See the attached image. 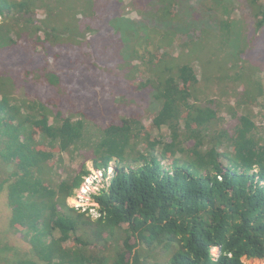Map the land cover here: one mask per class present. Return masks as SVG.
I'll return each instance as SVG.
<instances>
[{"label":"trees","instance_id":"1","mask_svg":"<svg viewBox=\"0 0 264 264\" xmlns=\"http://www.w3.org/2000/svg\"><path fill=\"white\" fill-rule=\"evenodd\" d=\"M247 1L251 23L234 0H0V196L28 250L4 246V264L264 260V130L252 111L264 95V0ZM106 24L122 43L121 69L151 101L148 125L134 114L100 128L29 98L40 89L20 94L16 57L37 45L92 50ZM40 77L60 84L48 66ZM229 93L240 109L228 107L233 124L219 114ZM79 148L91 157L63 170ZM112 162L92 197L99 216L70 207L89 167L107 177Z\"/></svg>","mask_w":264,"mask_h":264},{"label":"rangeland","instance_id":"2","mask_svg":"<svg viewBox=\"0 0 264 264\" xmlns=\"http://www.w3.org/2000/svg\"><path fill=\"white\" fill-rule=\"evenodd\" d=\"M102 1L103 0H100V2ZM129 2L130 0H124L125 4ZM109 8L111 10L112 6L110 5ZM234 8V14L236 13L241 17L243 22L251 23L254 21L247 0H234ZM42 12L43 11H40L37 17H42ZM79 17L81 18L82 15ZM84 19L83 21L87 27L95 23L98 24L97 21L89 18L84 17ZM109 28L110 26L108 24H106L105 27L103 25L102 31L104 34L98 39H93L91 42L93 45L92 50L84 43L83 45L53 46L51 49L47 46L48 50H43L41 45H37L36 54L32 53L31 56L25 54V58L16 57L12 69L16 74L19 73V83L23 84L25 89L24 92L23 89L20 88V94L24 93L25 96L28 97L26 91L30 93L31 89H40L41 98L32 97V95H29V98L41 101L54 112V115H56L59 109L64 112V114H73L76 119L83 118L91 125L100 128L112 122H119L121 118L134 114L140 115L138 117L140 118L139 120H142L144 125H148L151 101L148 97L143 100L142 97L145 96L141 95L142 93H138L139 88L133 81H129L127 70L121 69L120 64L122 60L120 51L122 49V43L119 41L120 37L118 35L113 40L110 39L112 30L109 32ZM57 51L60 54L62 53V56L58 59L55 57ZM44 66L56 70L61 76L58 87L47 85L44 81H41L40 71ZM200 69H197L199 76ZM136 75H140V72ZM256 79V81L264 83V71L259 72L256 75ZM141 80H144L143 76ZM48 97H50L49 100L43 102V100H46ZM260 99L261 100L258 102L259 104L253 107L252 111L254 110V121L257 122L258 127L264 130V95ZM222 102L226 103L225 107L227 111L224 108L219 114L224 119V122L233 124L234 121L231 118L228 107L230 110L233 109V111L239 109V107L235 105L236 97H232V94L229 93V96L222 99ZM245 109L246 108H242L241 110ZM154 133H156V136L159 135L161 137H166L168 135L166 129ZM87 157H91V152L86 149L79 148V150H70L69 153L64 154L65 165L63 166V170L66 171L70 168L77 169ZM88 164H90V162H88ZM115 167L116 163L112 162L107 177L105 178L97 175L98 182L95 183V186L99 188V190L108 185L109 179L114 174ZM91 169L90 166V171ZM92 176L93 178L95 177L93 171ZM94 191L95 188H92L82 194L83 199L81 201L84 203L72 200L69 202L71 205L76 203L86 205L84 206L85 208L93 207L99 214L98 208L94 206L95 204L92 198L93 194L98 193V190L97 192ZM9 222L10 211L6 205V199L4 196H0V264H4L2 257L5 254V257H8L7 253L3 251L4 246H9L11 249L23 253L28 251L23 248L21 238L11 231ZM212 254L213 256H217V249H214ZM148 259L151 262H161L166 261V256L160 255L156 258L149 257ZM244 261L247 264H264V260Z\"/></svg>","mask_w":264,"mask_h":264},{"label":"bare ground","instance_id":"3","mask_svg":"<svg viewBox=\"0 0 264 264\" xmlns=\"http://www.w3.org/2000/svg\"><path fill=\"white\" fill-rule=\"evenodd\" d=\"M91 171H90V174L85 178V180H84V182H83V184H82V186L76 191V193H75V195L74 196H72L69 200H68V205L70 206V207H72V208H76V209H80V210H82V211H86V210H88L89 211V213L91 214V215H93V217H98L99 216V214L96 212V210H95V208H93V207H90V208H88V207H84V206H86V205H83V204H79V203H84V202H82L81 200L83 199V196H82V194L83 193H86L89 189L87 188V189H85V191H83L82 190V188L83 187H85L86 185H87V183H88V180L90 179L91 180V183H89L87 186H95V183L96 182H98V180H97V175H100V176H103L104 178H105V176H104V172L103 171H101V170H96V169H94L92 166H91ZM109 169H110V165H109V168H108V170H107V173H108V171H109ZM89 170H90V167H89ZM92 171H93V173H95V177L93 178V176H92ZM97 190L99 191V188H97V189H95V191L94 192H97ZM79 191H80V193H79ZM93 192V193H94ZM95 194H97V193H95ZM94 195V194H93ZM70 200H72V201H75V202H79V203H76V204H73V205H71L70 204ZM93 203L95 204L94 206L96 207V208H99V206H98V204L93 200ZM86 204V203H85Z\"/></svg>","mask_w":264,"mask_h":264},{"label":"built area","instance_id":"4","mask_svg":"<svg viewBox=\"0 0 264 264\" xmlns=\"http://www.w3.org/2000/svg\"><path fill=\"white\" fill-rule=\"evenodd\" d=\"M89 183H91V180H90V179L88 180V183H87V185H88ZM87 185H86L85 187H83V188H82V190H83V191H85V189H87V188H88V189H92V188H95V189H97V187H96V186H90V187H89V186H87Z\"/></svg>","mask_w":264,"mask_h":264}]
</instances>
